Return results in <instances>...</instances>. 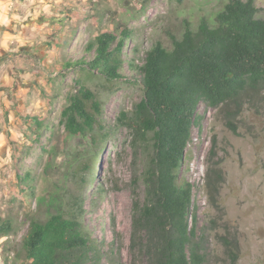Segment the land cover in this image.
<instances>
[{
  "label": "rangeland",
  "instance_id": "374dc122",
  "mask_svg": "<svg viewBox=\"0 0 264 264\" xmlns=\"http://www.w3.org/2000/svg\"><path fill=\"white\" fill-rule=\"evenodd\" d=\"M228 0H0V220L12 219L14 230L0 234V264H24L22 237L28 214L37 199L24 195L19 175L30 173L36 194L54 187L45 177L51 155L62 170L72 173L80 160L97 156V186L86 180L74 195L84 199V223L100 244V264H131L130 250L134 189L143 199L141 175L153 155L148 138L136 148L123 123L144 96L141 73L148 50L157 42L172 48V35L182 37L186 20L196 29L202 18L213 22ZM264 18V0H256ZM124 23L132 30L125 46L128 59L120 80H88L103 103L100 147L91 136L68 137L60 125L69 95L79 87V71L65 67V59L81 56L87 41ZM66 38H71L67 43ZM131 65H134L132 67ZM258 110L247 104L231 131L214 108L205 113L202 129H195L181 175L195 185L199 225L204 228L208 264H230L220 236L239 237L237 264H264V100ZM125 113V116L122 115ZM43 122L39 129L36 121ZM39 129V131H36ZM66 136V137H65ZM216 137L218 157L226 174L220 203L224 215L209 203L205 175ZM61 149H55L56 143ZM83 172L82 176L88 175ZM97 187L103 193H97ZM42 216V215H41ZM44 216V215H43ZM215 220V223L212 221Z\"/></svg>",
  "mask_w": 264,
  "mask_h": 264
},
{
  "label": "trees",
  "instance_id": "16d2710c",
  "mask_svg": "<svg viewBox=\"0 0 264 264\" xmlns=\"http://www.w3.org/2000/svg\"><path fill=\"white\" fill-rule=\"evenodd\" d=\"M257 14L256 0H228L213 22L204 17L194 29L186 20L182 37L172 35V48L157 42L138 66L144 96L123 123L132 133L133 146L138 148L150 138L154 150L141 175L143 199L134 189L131 264H208L205 231L199 225L194 197L196 187L181 172L195 129H202V103L216 109L228 128L238 133L237 121L246 105L258 110L259 101L264 100V18ZM132 36V30L118 22L115 30L90 38L81 56L64 60L66 68L77 69L80 75L79 87L61 112L60 125L66 136L90 135L92 144L100 147L103 103L88 80L95 76L108 82L123 78L128 62L125 46ZM36 126L41 129L43 122L37 120ZM61 145L58 139L54 148L61 149ZM216 148L214 137L205 185L209 203L224 215L220 198L226 174ZM55 155L44 169L45 177L55 179L54 187H45L40 195L30 173L19 175L20 183L27 186L25 197L37 199L38 204L26 219L23 262L100 264L99 241L84 223V199L72 190V177L79 178L77 187L85 188L86 180L97 186V156L80 160L72 173V167L61 169ZM83 172L89 174L82 176ZM97 193L102 195L103 188L97 187ZM13 230L12 219L0 220V234L9 235ZM220 240L230 264H237L239 237L228 231Z\"/></svg>",
  "mask_w": 264,
  "mask_h": 264
}]
</instances>
